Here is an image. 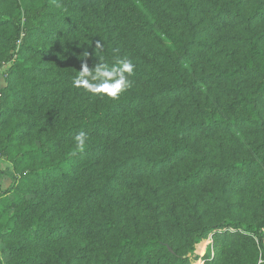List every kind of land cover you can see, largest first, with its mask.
I'll return each instance as SVG.
<instances>
[{
    "label": "trees",
    "instance_id": "16d2710c",
    "mask_svg": "<svg viewBox=\"0 0 264 264\" xmlns=\"http://www.w3.org/2000/svg\"><path fill=\"white\" fill-rule=\"evenodd\" d=\"M16 51L0 112L14 264H189L210 234V264H258V247L264 264V0H0V59ZM115 55L128 90L73 87Z\"/></svg>",
    "mask_w": 264,
    "mask_h": 264
},
{
    "label": "rangeland",
    "instance_id": "374dc122",
    "mask_svg": "<svg viewBox=\"0 0 264 264\" xmlns=\"http://www.w3.org/2000/svg\"><path fill=\"white\" fill-rule=\"evenodd\" d=\"M22 21L24 24L22 37H23V39H26L28 34H29L30 29L33 26V24L28 18H24ZM17 52L18 51H16L15 54H13V57L11 60H9V59L7 60L6 57H3L0 59V112L3 109H5L7 106L6 105L7 99H5V97H6V95H9V91H8L9 85H10V83H9V78H10L9 71L12 69L15 61L17 59H20V57L17 55ZM63 87L64 86L59 87V88L63 89ZM65 87H68L67 83L65 84ZM69 88H70V86H69ZM15 89L20 90V87L18 85H16ZM8 106L14 107L12 103L8 104ZM18 106H20V104ZM60 107H62V106H60ZM47 109H50V108H47ZM22 119L23 118L15 117L14 122L21 121ZM7 131H8V128L5 129L4 131H1L0 134L4 135L5 132H7ZM47 139H51V135H50L48 129L41 130L39 132H36L34 130L29 135H26L24 140L19 143V147L22 148V147H25L28 145L39 147ZM0 141L4 142L5 139L3 138ZM0 159L4 160V161L6 160V158H5V156H3L1 150H0ZM53 159H54V157H53ZM11 169H12V174H13V176L10 175L11 177L7 176V173L5 172V170H1V172L4 174V176L2 177V179L0 181V187L5 191H7L10 187H13L14 185H16V183H15L16 181L14 182L13 177L19 176L18 174L15 175L13 168H11ZM263 230H262V233H263ZM253 238H254L255 242L257 243L256 245L258 247L259 239L255 236H253ZM213 241H214V237L210 234L208 236V238L204 239L203 241H201L197 245L195 251L192 254L189 253L184 258L188 259L189 264H210L214 258V255H215V253L213 251ZM209 252L211 253V257L207 258V253H209ZM245 254H248V253L246 251H242V250L238 251L235 255V259L232 262V264H240V262L243 260V257L246 256ZM257 255H259L258 264H261L262 263V260H261L262 249L260 247L257 248ZM0 264H14V260H13L11 253L9 252L6 245L2 241H0Z\"/></svg>",
    "mask_w": 264,
    "mask_h": 264
},
{
    "label": "clouds",
    "instance_id": "9594fccd",
    "mask_svg": "<svg viewBox=\"0 0 264 264\" xmlns=\"http://www.w3.org/2000/svg\"><path fill=\"white\" fill-rule=\"evenodd\" d=\"M97 47L100 48L101 45ZM99 59L100 63L94 69L90 70L87 64L83 65L82 70L73 78V87L85 88L93 94L117 98L132 86L130 77L134 73L135 65L131 59L119 55L113 57L112 63ZM86 140L87 136L83 131L75 136L79 148L85 146Z\"/></svg>",
    "mask_w": 264,
    "mask_h": 264
},
{
    "label": "crops",
    "instance_id": "0c3cea01",
    "mask_svg": "<svg viewBox=\"0 0 264 264\" xmlns=\"http://www.w3.org/2000/svg\"><path fill=\"white\" fill-rule=\"evenodd\" d=\"M11 168L12 167H11L10 163L0 159V171L5 170V172L7 173V176L11 177V176H13Z\"/></svg>",
    "mask_w": 264,
    "mask_h": 264
},
{
    "label": "built area",
    "instance_id": "2783aa9c",
    "mask_svg": "<svg viewBox=\"0 0 264 264\" xmlns=\"http://www.w3.org/2000/svg\"><path fill=\"white\" fill-rule=\"evenodd\" d=\"M263 235H264V230H263Z\"/></svg>",
    "mask_w": 264,
    "mask_h": 264
},
{
    "label": "water",
    "instance_id": "95a60500",
    "mask_svg": "<svg viewBox=\"0 0 264 264\" xmlns=\"http://www.w3.org/2000/svg\"><path fill=\"white\" fill-rule=\"evenodd\" d=\"M171 251V250H170ZM172 252V251H171Z\"/></svg>",
    "mask_w": 264,
    "mask_h": 264
}]
</instances>
